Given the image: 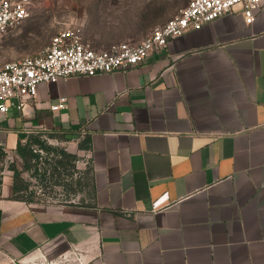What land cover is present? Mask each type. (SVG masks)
I'll list each match as a JSON object with an SVG mask.
<instances>
[{
	"label": "crops",
	"instance_id": "0c3cea01",
	"mask_svg": "<svg viewBox=\"0 0 264 264\" xmlns=\"http://www.w3.org/2000/svg\"><path fill=\"white\" fill-rule=\"evenodd\" d=\"M190 1L112 0L120 17L85 41L140 43ZM85 15L76 28L90 29ZM69 130L87 138L92 202L16 200L3 174L0 264H264V6L252 25L236 7L126 73L39 85L0 115V146Z\"/></svg>",
	"mask_w": 264,
	"mask_h": 264
},
{
	"label": "built area",
	"instance_id": "2783aa9c",
	"mask_svg": "<svg viewBox=\"0 0 264 264\" xmlns=\"http://www.w3.org/2000/svg\"><path fill=\"white\" fill-rule=\"evenodd\" d=\"M35 0H0V38L21 26L31 15ZM264 0H191L189 5L167 23L155 27L140 43L112 45L97 51L88 44L78 28L68 29L34 56L7 62L0 67V115L11 109L22 111L26 102L37 98L41 84L57 83L74 77H95L126 73L144 64L153 54H162L169 43L241 7L245 23L255 22ZM66 98L51 110L66 107ZM77 256V255H76ZM79 262L82 257L79 255Z\"/></svg>",
	"mask_w": 264,
	"mask_h": 264
},
{
	"label": "rangeland",
	"instance_id": "374dc122",
	"mask_svg": "<svg viewBox=\"0 0 264 264\" xmlns=\"http://www.w3.org/2000/svg\"><path fill=\"white\" fill-rule=\"evenodd\" d=\"M111 2L112 0H35L30 17L21 26L0 38V67L7 62L40 53L59 33L83 24L85 13L92 22L88 25L90 29L83 27L81 30L84 39L87 41L103 35L102 27H106L103 21L120 17L106 13L111 10ZM91 47L101 51L108 49L109 45L91 44ZM37 138L48 149L33 144L32 149L39 155V159L31 160L29 169L17 152H7L3 148L6 158L0 164V180L3 174H10L14 179L18 174L19 186L23 189L20 196L32 201L31 203H91L93 175L85 134L79 130H69L65 134L52 133Z\"/></svg>",
	"mask_w": 264,
	"mask_h": 264
},
{
	"label": "trees",
	"instance_id": "16d2710c",
	"mask_svg": "<svg viewBox=\"0 0 264 264\" xmlns=\"http://www.w3.org/2000/svg\"><path fill=\"white\" fill-rule=\"evenodd\" d=\"M40 135L42 136V135H46V134H40ZM48 135H52V134H48ZM33 144H38L41 147H43L45 149H48V147L44 146L43 142H41L37 138V136L36 137L32 136L29 139V141L27 142V144H25V145H23L22 143H19L18 147H17V153L23 159V161L25 163V167L27 169L30 168L29 164H30L31 160H33V159L38 160L39 159V155L35 154L33 149H32ZM5 158H6V153H5L4 149H3V147L0 146V164L3 162V160ZM46 172H47V169H46ZM19 181H20V177L17 174V175H15V195H14V198L16 200H21V201H24V202H27V203H31L32 201L25 200L24 198H22L20 196V193L22 192L23 189L19 186Z\"/></svg>",
	"mask_w": 264,
	"mask_h": 264
}]
</instances>
